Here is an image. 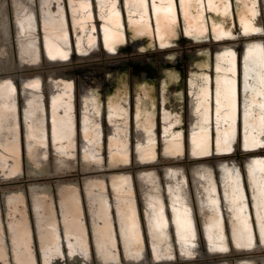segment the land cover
<instances>
[{
  "label": "bare ground",
  "instance_id": "bare-ground-1",
  "mask_svg": "<svg viewBox=\"0 0 264 264\" xmlns=\"http://www.w3.org/2000/svg\"><path fill=\"white\" fill-rule=\"evenodd\" d=\"M240 1L243 5L242 8L246 9V14L241 16V20L245 22L243 24L244 29L247 34L253 33L258 29L257 26L259 25V21L257 19V12L259 10L256 8V5H260L264 8V0ZM118 2L120 3L121 0H11L17 56H24L27 58L33 56V58L36 59L38 57L40 45L43 47L44 56L50 62H62L66 60L70 56V51L72 48L76 52L77 56H85L87 54L98 52L100 53V45L98 40V33L100 29L102 41L101 47L104 48L103 52H105L106 55H111L114 53L115 46L124 42L125 40L126 30L123 28L125 23L130 29L132 37L135 38L146 36L148 37L149 43H151V45L154 43L160 44L161 35L165 34L166 32L175 34L177 30V20L179 19L181 21V28L183 29L185 36H191L197 40L203 41L209 38L214 39L215 41L222 39V37L228 35L226 32L230 30V26L233 23L230 6L231 2L234 4L232 0H123V4L120 3V6ZM122 5L124 6L125 16L121 12L122 9L120 10ZM23 14L25 17L27 16V18H33L32 21H39L40 25H37V23H34L36 24L34 25L32 24V21H30L27 30H21L22 27L20 30H18L16 20L17 17H21ZM97 24L101 25L102 27L99 29ZM38 28H42V32H36V29ZM71 31L73 33V37L71 35ZM153 31L155 32V35H153ZM235 49L236 48L233 45L220 46L216 47L212 54L210 53L209 49H205L188 70V79H195L197 76H199L198 71L201 70L200 68L196 67V63L198 62H210L211 60H214L216 63L224 61L233 63L230 65L231 68L229 65L228 67H225L227 65L223 64L207 65L211 67L205 68L207 71L212 69L218 71V73L221 74L216 75L219 76L233 77L234 81L232 82L235 86V125L231 126V130L229 132L218 131L214 132V135L213 132L203 133L204 140H198L199 136H201V133L193 130L194 120H191L190 122L188 121V125L191 128L189 126L187 127V138L186 136H183L186 133V129L184 132L181 130H168V112L172 110L177 111L179 113L178 118L181 125L183 119H185L184 112L186 107L190 111L191 107L194 106L191 100L195 99V96L190 94L188 97L186 96L187 100L185 102L183 111L182 106L177 107L175 105L173 102L174 97L172 96L171 91L167 90L168 84L171 83L177 76L176 73L172 71L167 74V80L164 78L162 81H159L157 104L154 102V132L152 131L150 133L137 131V119L139 118L138 111H145L146 105L149 106L150 103L149 100H147V97L143 95L142 89H140V91H135L132 100L126 96L125 85L122 84L121 86L120 84V88L106 97L105 102L107 103V107L104 111H107V113L110 112V114H119V120L117 121L118 118L113 116L114 119L116 118V124L114 120H112L114 125L112 124L110 127L109 114H107V121L105 125L104 119L102 120L103 117L99 116L96 112V116H94L93 119H95L94 124L97 129L96 139L98 141L96 146L89 147L83 138L87 119L84 104L87 101L88 84L80 85L81 90L79 93V98L77 101H74L73 80L71 79L68 81H63L59 75L50 74L46 79V83L43 80V91H46L49 94L57 93L61 95L59 97L62 98V105L59 107L61 110L55 113V118H53L54 116L49 118L50 123H54L50 125L51 127L62 129V132L57 131L55 136L57 135L56 137L60 138L63 144L58 147L52 145L54 158H57L55 160L57 163L65 166H69L71 164L75 147V130H79V132H77V136H79L81 140L80 158L83 163L89 164L91 161L99 162L101 159V150L103 149L107 155L108 167L113 168L114 170L120 169L117 167L124 166L128 163L130 157L129 151L130 149H133L135 161L138 163L136 167H145L138 169L136 171L137 174L148 170L159 172L154 166L149 164H151L153 161L150 159L151 156L156 158V155L158 154V150L156 149V140H159L158 136L160 134L161 155L169 159L177 158L172 156L180 155L181 157L184 149H186L189 158L191 160L197 161L194 162L190 168L192 182L193 175L197 174L202 168L205 170L216 167L218 168L219 172L230 170L236 174L234 177L237 190L235 195L238 198H235V201L232 199V204L236 206H242L243 210H245L243 213L247 217L245 219L250 221L252 219V213L250 210V204L248 202L249 198L244 179V171L248 173V162L251 161L250 159L264 158V156L246 158L244 162V169L237 161L234 160L229 162L205 160L207 158H213L216 156L229 155V153L232 152L234 146H236L238 143V136L236 137V117L239 114H237V107L239 108L240 90L239 81L236 84V78H239L237 76L239 71L237 65L238 55ZM237 50L241 51L242 49L239 48ZM56 52H58L59 55L58 59L55 57ZM240 58L241 64L239 70L241 73L242 145L246 151H249L259 147V145H261V143L264 141V131H249L247 129V120H249V117L250 119L254 120V123H257L258 114L263 109L262 107L264 106V100H262L261 92H259V90L261 89L262 91V87L264 88V79L262 78L261 74L256 75L253 73L251 76H260V79H257V81L253 79L252 84H249L248 72H258V69L254 67L255 65H251L253 67H249L250 65L247 63H264V43H255L254 41L247 42L246 46L242 50ZM233 70L234 74H229V72ZM191 81L189 80V82ZM31 82L33 81H28L26 79L23 80L21 83L22 91H34V84ZM219 82L220 81L218 80L217 83ZM209 83L212 84L215 82L210 81ZM222 84L223 83H221V85ZM90 86L94 87L96 85L92 84ZM251 87L255 89L254 92L248 91V89ZM217 97L220 103L222 99L219 96ZM252 112L255 114H251ZM173 118L177 119V117ZM176 123L179 124L177 121ZM256 128H258L257 124ZM105 130L107 133H105ZM105 135L106 140L108 141L107 146L103 141ZM12 136L14 138V141L12 142V150L14 153L15 163L8 165V169L6 170L7 174L16 173L20 169V138L18 126L16 127V131L12 134ZM114 137L122 139V142L119 143L120 147H110L109 139ZM26 138L27 133H24L23 139L25 151L26 153H32L33 149L28 148ZM45 147L46 146L43 147V153L46 152ZM56 155L57 157H55ZM172 161L174 162V159H172ZM0 165L5 166L6 164ZM162 169L163 173L176 172L184 175V183L181 188H184L182 201L184 202L186 208L185 215L188 220V228L183 232H188L195 237V241L190 244H171V249H177V252L181 257L188 259L197 257L203 252V249L205 248L206 253L212 255L209 258L228 256L225 253L231 248L241 254L254 253L256 251L254 249L255 247L257 249L260 248L257 252H264V237L262 236L264 233L263 228L257 227L256 233L255 228L251 224L249 227L236 229L226 226L218 228H210L209 226L205 227L206 217L203 216L200 210L201 198L196 191V187L193 185L192 187L195 196L194 203L190 188L187 185L188 177L185 176L189 174L187 167L179 165L173 167H164ZM124 173L132 175L130 172ZM246 180H248L247 176ZM223 198L225 200V197ZM133 201L135 209L134 215L138 222H140L139 206L135 199L134 193ZM252 206L254 205L252 204ZM253 214L255 220L257 221V213ZM170 216L173 217L172 211L170 212ZM199 221L202 230H200ZM144 222L146 223V220ZM138 226L137 232H139L140 235L149 236L147 225L145 227L143 223H139ZM172 232L174 233L175 238H177L178 230L176 227H173ZM241 232L251 234L252 238L248 239L252 240V243L235 242L234 233ZM214 233L222 235L220 239H223L224 241L222 243L213 242L211 234ZM255 234L259 235L258 243L253 241L255 239ZM85 235L89 236V232H86ZM229 236L232 240L231 243L228 241ZM144 242L142 241V248L146 250L147 247ZM149 246L151 251L154 248L162 247V245L160 247H153L151 244H149ZM118 261L119 260H99L101 264H114ZM199 261L191 260L182 264H206ZM41 263L45 264L44 261H41ZM207 264H264V256L241 258L237 259L235 263L231 262L229 259H223L220 261L207 262Z\"/></svg>",
  "mask_w": 264,
  "mask_h": 264
},
{
  "label": "crops",
  "instance_id": "crops-1",
  "mask_svg": "<svg viewBox=\"0 0 264 264\" xmlns=\"http://www.w3.org/2000/svg\"><path fill=\"white\" fill-rule=\"evenodd\" d=\"M196 64V67L201 69L198 71L199 76L195 79H188L187 76L186 81V96L188 97L189 94L195 96V99L191 100L194 106L191 107L190 111L186 107L184 117H187V127L189 126L188 121L194 120L193 130L201 133L198 140H204L203 133L229 132L231 126L235 125V86L232 82L234 81L233 77L219 76L216 75L221 74L218 71L213 69L207 71L205 68L211 67L207 65L216 64L227 65L225 67L229 65L231 68L230 65L233 63L225 61L222 63L198 62ZM247 64L250 65L249 67L255 65L254 67L258 69V72H248L249 84H252L253 79L255 81L260 79V76H257L258 78L251 76L253 73L256 75L261 74L264 79L263 62H248ZM229 74H234V70L230 71ZM189 80H193L192 83ZM218 80L220 84L217 83ZM44 81L46 83V79ZM210 81L215 83L210 84ZM221 83L223 84L221 85ZM38 84L37 92L21 93L23 97L22 118L25 116L23 133H27L28 148L33 149V152L27 153V155H34L35 157H37V154H45L43 153V147L48 142L51 143V147L52 145L58 147L63 144L60 138L56 137L57 135L55 136V133L57 131L62 132V129L51 127L50 125L54 123H50L49 120L50 117L54 116L53 118H55V113L61 110L59 109L62 105V98L59 97L61 95L57 93L49 94L43 91L42 80ZM92 84L96 86H90ZM97 87L98 83L96 81L88 84L87 101L84 104L87 119L83 138L89 147L96 146L98 141L96 139L95 119H93L96 116L95 113L97 112L99 116L103 117L104 124L107 121V114L110 115V112H104L107 107L106 98L103 101L101 100L95 91ZM118 88L120 87L118 86ZM141 89L150 103L149 106L146 105L145 111H138L137 131L151 133L155 129L154 101L149 99L146 86ZM157 89L159 92V85ZM248 91L254 92L255 89L251 87ZM259 92H261L262 100H264V88L262 87V91L260 89ZM217 96L222 99L220 103ZM17 98L16 93L0 94V114L17 112V108H9L15 104L17 105ZM96 100H99L98 103ZM218 105H222L220 106L222 108ZM262 108L264 109V106ZM238 109L240 111V107ZM263 109L258 114L257 123H254V120L250 117L247 120L249 131H264ZM115 114L114 116L118 118V121L120 115L116 114V116ZM239 114H241V111ZM251 114L255 113L252 112ZM167 116L169 117L168 130L176 131V126L180 125L179 113L172 110L168 112ZM173 117H177V119ZM3 123L0 122V164H6L9 157L11 158L9 164H14L15 159L12 150L14 138L12 134L16 131V127L13 126L14 122L3 121ZM256 124L258 128H256ZM105 133H107L106 130ZM103 141L107 146L108 141L106 138ZM120 142H122V139L117 137L109 139L110 147H120ZM250 160L248 162V173L246 174L249 188L246 189H250L248 202L251 213H257L258 215V220H255L256 226H254L253 215L252 219L248 221L245 219L247 217L243 213L245 212L243 207L232 204V199L235 201V198H238L235 195L237 190L234 177L236 174L230 170L219 172L218 168L214 167L213 169L204 170L202 168L199 170L197 174L193 175V182L191 175H185L188 177L187 185L189 188L191 180L192 186L196 187V191L201 198L200 210L203 216L207 218H205V227L218 228L226 226L236 229L246 228L251 224L254 228L261 227L264 229V158ZM183 176L176 172H162L161 176L160 172L148 170L137 174V182L132 175L124 172L111 175L106 181L103 178L97 181H85L83 190L89 226L86 216L84 217L83 204L76 187H59L57 198L60 216L58 218H56L51 202L45 204L44 199L38 196L36 189H32L30 191L31 204L40 261H44L45 264L51 263L56 256L63 253L64 244L69 255L76 253L84 258H88L90 253L92 254L93 248L97 259L101 261L120 260L121 253L123 258L127 260L169 259L174 253L171 244H190L195 241L192 234L183 232L188 228V220L185 215L186 208L182 201ZM161 177H163L164 182H162ZM136 183L143 209V221L137 200ZM133 193L139 206L140 222L134 215ZM223 197H225V200ZM250 200L254 206H252ZM18 201L22 202V194L19 192L9 193L4 197L6 206L11 209H16ZM171 211L173 217L170 216ZM139 223H143L145 227L147 225L149 236H142L137 232ZM173 227L178 230L177 238L172 232ZM7 231L14 264H35L36 257L32 248V228L24 211L20 212L18 218L10 219ZM86 232H89V236L85 235ZM221 236L217 233L211 234L212 241L222 243L224 240L220 239ZM234 236L235 242L252 243V240L248 239L252 238L251 234L241 232L234 233ZM262 236L264 237V233ZM228 238L231 243L230 236ZM254 238L253 241L258 243L259 235L255 234ZM142 241H145L146 247L148 246L146 250L142 248ZM149 244L153 247H160L161 245L162 247L154 248L151 251ZM6 255L7 251L3 243V232L0 223L1 264H7Z\"/></svg>",
  "mask_w": 264,
  "mask_h": 264
},
{
  "label": "rangeland",
  "instance_id": "rangeland-1",
  "mask_svg": "<svg viewBox=\"0 0 264 264\" xmlns=\"http://www.w3.org/2000/svg\"><path fill=\"white\" fill-rule=\"evenodd\" d=\"M232 1L234 2V4L231 2L230 6L233 23L230 26V30L226 32L228 35H225L224 37H222V39H219L217 41L211 38L206 39L205 41L197 40L196 38L191 36H187L188 40L186 41H180L181 36L185 35L183 29L181 28L182 25L179 19L177 20V30L175 34L166 32L165 34L161 35L160 44L154 43L153 45H151V43H149L148 37L146 36L135 38L132 37L131 31L125 23V26L123 27L126 30L124 42L119 43L115 46L114 53H112L111 55H106L105 52H103L104 48L101 47L102 41L100 28L102 26L97 24L98 28L100 29L98 33L100 53L98 52L87 54L85 56H77L76 52L72 48V50L70 51V56L62 62H50L46 59L44 54L42 56L41 53V60L38 64L22 65L19 63L17 57L11 0H0V84L11 82L15 87L16 96L18 97L16 103L20 138L19 171L13 174L6 173L8 165L11 161L10 157L8 158V162L5 166L0 165V223L3 232V243L7 251V255L5 257L7 264H14L9 247L7 225L10 219L18 218L20 216V212L23 211L27 216L32 228V248L36 257L35 264H42L39 259V250L37 247L34 226V214L31 204L30 191L32 189H36L38 196L44 199L45 204L51 202L55 211L56 218H58L60 216L57 198L59 187H76L79 191L83 204V214L84 217L86 216L87 224L89 226L88 213L83 190L84 182L87 180L97 181L101 180L102 178L106 181L109 176L117 174L118 172H130L137 182L136 171L138 169L145 168L136 167L138 163L135 161L133 149H130L129 151L130 157L128 163L124 166L117 167L120 169L114 170L113 168L108 167L107 155L103 149L101 150V159L99 160V162L91 161L89 164L83 163L80 158L81 140L80 137L77 136V132H79V130H75L74 154L69 166L57 163L54 158V152L52 151L51 143L49 142L46 144V152L44 155L37 154V157H35L34 155L31 156L30 154L27 155L23 139V97L21 95V83L23 79L36 78L40 76L43 78V80H45L50 74L59 75L63 81L72 79L74 83V101H77V99L79 98V93L81 90L80 85H86L94 81L98 83V87L95 89V91L102 101L110 94H112L115 90H117L120 84L125 85L126 96L132 100L135 91H140L142 87L146 86L148 88L147 95L149 99L157 104V88L159 85V81H162L164 78L166 79V77H168L167 74L173 71L177 76L171 83L168 84L167 90L171 91V94L174 97L173 102L175 103V105L177 107L182 106L183 111L186 102V81L189 68H191L193 63L198 59L199 55L204 52L205 49H209L210 53L212 54L216 47L233 45L235 46V50L238 55L237 65L239 73L237 74V76L239 78H236V84L239 81V107L242 114L241 73L239 70L241 64L240 56L247 42L254 41L255 43H264V8L260 5H256V8L259 10L257 12V19L259 21V25L257 26L258 29L253 33L247 34L243 26L245 22L241 20V16L246 14V9L242 8L243 5L240 0ZM120 3L123 4V0H121ZM120 3L118 2L119 6ZM121 7L120 10L122 9L121 12L125 16L124 6L122 5ZM71 35L73 37L72 31ZM153 35H155L154 31ZM239 48H241L242 50L238 51L237 49ZM165 63H167V66H163ZM177 66L178 68H176ZM137 71L139 74L137 73ZM238 110L239 109L237 108V112L240 113V111ZM241 114L240 116L238 115L236 117V123L237 119L239 118L237 123L238 125L236 124V137L238 136V143L236 146H234L232 152L229 153V155L225 156L207 158L205 159L206 161L213 160L229 162L234 160L237 161L244 169V162L246 158L264 156V141L261 143V145H259V147L252 150L246 151L243 148L242 125H240ZM184 118L185 119H183L181 125L176 126L175 130H181L184 132V130L186 129V133L183 136H186L187 138V117L185 116ZM158 138L159 140H156V149L158 150V154L149 165L154 166L160 172L161 176L163 171L162 168L183 165L187 167V171L190 176V168L192 164L197 161L191 160L189 158L186 149H184L182 156L177 158L169 159L161 155L160 134ZM172 159H174V162L172 161ZM246 174V171H244L246 188H249V184L246 180ZM161 179L162 182H164L163 177H161ZM249 191L250 189H247L248 198L250 197ZM13 192H19L22 194V202L18 201L16 203V209L7 207L4 202V197ZM136 192L143 221V209L137 183ZM190 192L195 203V196L191 180ZM250 203L252 204L251 200ZM252 215L253 222L255 223L254 214ZM199 226L200 230H202L201 224ZM254 226H256V223L254 224ZM255 231H257L256 228ZM63 248V253L59 256H56L49 264H101L97 259L93 248L92 254L90 253L88 258H84L82 257V255L76 253L69 255L65 244ZM254 249L256 250L254 253L241 254L231 248L225 253L228 256L209 258L212 255L207 254L205 248L203 249V252L201 254L193 259L179 256L177 249H174V253L171 257H169V259L151 260L148 258L144 261L138 262L124 260L121 253L120 260L115 264H182L191 260H200L199 262L207 264V262L220 261L223 259H229L231 260V262L235 263L237 259L241 258L264 256V252H257L260 248L257 249L255 247ZM1 263L2 260L0 259V264Z\"/></svg>",
  "mask_w": 264,
  "mask_h": 264
},
{
  "label": "flooded vegetation",
  "instance_id": "flooded-vegetation-1",
  "mask_svg": "<svg viewBox=\"0 0 264 264\" xmlns=\"http://www.w3.org/2000/svg\"><path fill=\"white\" fill-rule=\"evenodd\" d=\"M33 20V18L32 19H30V18H27V16L25 17V15L23 14L21 17H17V20H16V25H17V29L18 30H20V28H21V30H27V28H28V24L30 23V21H32ZM13 23H14V21H13ZM34 23H37V25H40L39 24V21H37V22H35V21H32V24H34ZM34 25H36V24H34ZM39 27V26H38ZM15 28V27H14ZM42 28H38V29H36V32H42V30H41ZM35 30V29H34ZM17 48V47H16ZM41 53H42V56H43V54H44V50H43V47L40 45V47H39V51H38V57L36 58V59H34L33 58V56L32 57H24V56H17L18 57V60H19V63L20 64H22V65H36V64H38L39 63V61L41 60ZM55 57H56V59H58V57H59V55H58V52H56V54H55ZM203 62V61H202ZM205 62V61H204ZM210 62H216V61H214V60H211ZM225 62V61H224ZM218 63H222V62H218ZM23 80H25V79H23ZM26 80H28V81H30V80H32L33 82H31V83H33L34 84V86H33V88H34V91L32 90V92H29L28 90H26V91H22V85H21V93L22 92H24V94L25 93H33V92H37V87L39 86V84H38V82L39 81H43V78L42 77H40V76H38V77H36V78H27ZM37 85V86H36ZM6 93H10V94H13V93H16V91H15V87L13 86V83H11V82H7L6 84L4 83V84H0V94H6ZM2 103H7V102H2ZM9 108H11V109H13V108H17V105L15 104L14 106H10ZM3 114V113H2ZM2 114H0V122H2L3 123V121H8V122H10V123H12V122H14V127H17V126H19V123H18V116H17V112L15 111V112H12V113H4L5 115H2ZM116 115V114H115ZM113 116H114V113H112V114H110L109 115V122H110V127H111V125L113 124L112 123V120H114V122H115V124H116V119H114L113 118ZM22 120L23 121H25V119H24V117L22 118ZM4 124V123H3ZM106 124V123H105ZM2 125V124H1ZM114 125V124H113ZM114 127V126H113ZM159 128H160V126H159ZM213 135H214V132H213ZM172 157H180V155H174V156H172ZM151 160H154L155 159V157L154 156H151V158H150ZM131 261H135V262H137L138 260H131ZM117 263V262H116ZM115 264V263H114Z\"/></svg>",
  "mask_w": 264,
  "mask_h": 264
},
{
  "label": "water",
  "instance_id": "water-1",
  "mask_svg": "<svg viewBox=\"0 0 264 264\" xmlns=\"http://www.w3.org/2000/svg\"><path fill=\"white\" fill-rule=\"evenodd\" d=\"M186 40H188V37L187 36H181V38H180V41H186ZM163 66H167V63H165ZM176 68H178V66L176 67ZM137 73H138V71H137ZM136 74V73H135ZM139 74V73H138ZM239 116H240V114H239ZM239 119V118H238ZM238 119H237V123H238ZM236 123V124H237ZM240 125H241V119H240Z\"/></svg>",
  "mask_w": 264,
  "mask_h": 264
}]
</instances>
